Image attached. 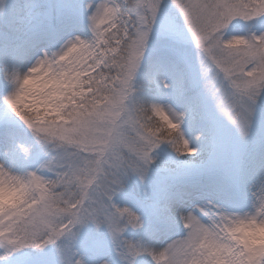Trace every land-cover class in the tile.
<instances>
[{"label": "snow or ice", "instance_id": "1", "mask_svg": "<svg viewBox=\"0 0 264 264\" xmlns=\"http://www.w3.org/2000/svg\"><path fill=\"white\" fill-rule=\"evenodd\" d=\"M0 264H264V0H0Z\"/></svg>", "mask_w": 264, "mask_h": 264}, {"label": "rangeland", "instance_id": "2", "mask_svg": "<svg viewBox=\"0 0 264 264\" xmlns=\"http://www.w3.org/2000/svg\"><path fill=\"white\" fill-rule=\"evenodd\" d=\"M158 119V118H157Z\"/></svg>", "mask_w": 264, "mask_h": 264}]
</instances>
